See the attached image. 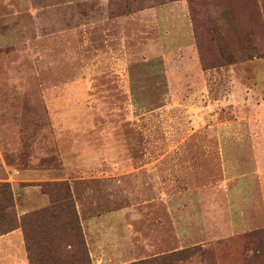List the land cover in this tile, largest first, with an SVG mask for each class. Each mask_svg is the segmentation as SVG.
<instances>
[{"label":"rangeland","instance_id":"obj_1","mask_svg":"<svg viewBox=\"0 0 264 264\" xmlns=\"http://www.w3.org/2000/svg\"><path fill=\"white\" fill-rule=\"evenodd\" d=\"M12 2L0 184L9 166L50 170L77 210L34 231L35 263L94 264L101 244L114 262L98 264L181 248L182 264H264V0Z\"/></svg>","mask_w":264,"mask_h":264},{"label":"trees","instance_id":"obj_2","mask_svg":"<svg viewBox=\"0 0 264 264\" xmlns=\"http://www.w3.org/2000/svg\"><path fill=\"white\" fill-rule=\"evenodd\" d=\"M43 188L48 185H52V187L45 191L47 192L51 197V204L40 208L38 210H34L33 212H29L24 214L21 218L18 217L17 212H14L12 210L13 204L12 198H15L14 191L12 189V185L8 182L7 184H0L1 186H7L11 185V190H3L0 191L1 194L4 193L5 197L4 200L8 203V206L11 208V226L6 229H0V235L7 233L17 227H21L24 231L25 235V241L27 245L28 255L30 259L31 264H36L33 257H32V244L38 241V238L35 236L34 231L42 229L45 227L46 223L52 220V226L54 228V232L57 233V226L59 224L57 222L64 219L65 215H72L74 217L77 216V210L75 208V204L73 202V195L71 192V188L68 181H56V182H43L41 183ZM48 189V188H47ZM58 190V191H57ZM11 198V201H10ZM5 213L0 215V222L2 216L5 217ZM59 235V234H58ZM57 236L54 235L53 238H56ZM81 234H79V249L82 251V253L86 254L87 258H90L89 250L85 248L84 241L82 239L81 241ZM263 237V234L261 235V238ZM64 237L59 236L57 239L62 240ZM66 243L65 245L73 248L74 242L71 241V239L67 238L65 239ZM75 251H73L71 254L74 255ZM195 254V248H181L174 251H171L169 253H165L162 255L155 256L149 260L140 262H135L133 264H182V262L189 260L193 255ZM248 264H252V258L250 257L247 261Z\"/></svg>","mask_w":264,"mask_h":264},{"label":"crops","instance_id":"obj_3","mask_svg":"<svg viewBox=\"0 0 264 264\" xmlns=\"http://www.w3.org/2000/svg\"><path fill=\"white\" fill-rule=\"evenodd\" d=\"M12 4V0H0V9L12 6ZM68 178L63 176L56 177L50 170L43 168L21 169L9 166L8 177L5 181L12 185L17 202L18 217L21 218L26 213L51 204V197L47 192L43 191L41 183L68 180ZM88 244L90 246L89 242ZM103 248V245L98 244L94 252L92 248L90 249L91 254H93L94 264H98L101 260L103 263L114 262L112 257H106L105 249ZM101 253H103L102 257L99 255ZM0 264H31L24 231L21 227L0 235Z\"/></svg>","mask_w":264,"mask_h":264}]
</instances>
